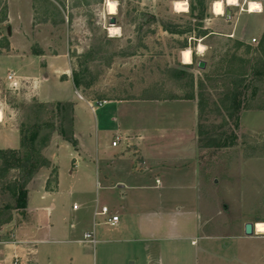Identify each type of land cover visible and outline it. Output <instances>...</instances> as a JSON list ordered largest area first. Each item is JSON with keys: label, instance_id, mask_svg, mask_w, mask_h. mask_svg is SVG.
<instances>
[{"label": "rangeland", "instance_id": "1", "mask_svg": "<svg viewBox=\"0 0 264 264\" xmlns=\"http://www.w3.org/2000/svg\"><path fill=\"white\" fill-rule=\"evenodd\" d=\"M211 3L187 0L188 11L176 13L173 0H118L117 14L106 22L116 19L121 35L109 38L99 16L103 0H0V101L12 110L2 119L12 129L0 132V150H19L21 130L32 125L42 126L40 140L49 138L41 151L50 163L43 173L49 169L53 194L42 198L37 180L28 197L30 207L49 212V228L38 235L44 240L38 264H159L174 245L180 247L173 257L178 264H264V235L244 234L245 224L264 223V108L243 112L238 130L224 126L236 136L232 148L202 149L198 122L200 93L215 97L230 78L248 75L263 38L264 12L231 7L226 21L212 14ZM191 6L201 23L188 17ZM166 24L193 31L169 34ZM201 29L210 34L199 39L206 50L193 52L192 68H182L180 52L195 49L191 37L199 38ZM87 54L94 60L87 62ZM86 65L95 82L76 90L63 76L72 79ZM174 70L183 79L174 78ZM13 73L27 78L23 88L8 87ZM32 78L40 80L34 95ZM173 93L192 98L171 101ZM100 101L135 104L118 114L114 105L99 107ZM56 102L72 103L73 112ZM258 103L264 107V84ZM193 110L196 127L187 118ZM212 118L215 137L223 117L215 112ZM124 130L133 133L129 145L141 149L139 156L122 140L112 147L125 138ZM0 206L13 207V197L1 189ZM102 207L119 217L116 227L106 224L109 216L94 225ZM87 233L95 234V245L83 244ZM9 236L1 233L0 240Z\"/></svg>", "mask_w": 264, "mask_h": 264}, {"label": "trees", "instance_id": "2", "mask_svg": "<svg viewBox=\"0 0 264 264\" xmlns=\"http://www.w3.org/2000/svg\"><path fill=\"white\" fill-rule=\"evenodd\" d=\"M189 11L190 14L188 17L190 20L201 23L203 16H195L192 6ZM164 31L169 34L188 35L191 34L193 30L189 27L182 31L180 28L178 29L177 27L166 24L164 25ZM209 35V33L201 29L197 32V37H199L197 39L201 40L203 38H208ZM255 53L257 54L255 63L250 66V71L247 76L230 78L228 89L217 93L215 95L216 98L208 91L200 93L198 122L199 129L202 130L200 131L202 136V141L200 140V142L203 143L201 145L202 149L208 148L211 151L214 149L232 148L236 146L238 144L235 140L236 136H230L229 133L222 130L225 128L224 126L233 129L236 128V130H238L239 120L243 112L263 110L264 107L258 103V99L261 95V86L264 84V34L261 43L255 49ZM83 58H88L86 60L88 62V60H94L95 55L87 54L84 55ZM191 66L192 65H181L182 68L186 69H191ZM172 72L174 78L183 79L181 75L184 73H178V71L175 70ZM189 74L192 80V74ZM72 82L76 90H80L81 88L86 89L93 85L95 77L90 73V69L86 65V67L80 69V71L78 70L73 73ZM191 98L192 95L173 93L169 99L174 101ZM56 105L57 107H63V109L70 107L73 112L72 103L56 102ZM215 112L223 117V120L221 125L217 127L216 136L214 137L210 135L212 131L211 127L209 128L208 125L213 123L212 114ZM42 129L40 125H32L24 131L21 130L20 150H0V189L2 192H7L13 197V207L0 206V231L4 225L14 220V216H17V219H15L17 223L20 222V219L26 218V209L28 205L27 186L41 168L48 167L50 164L49 160L42 157L41 148L47 144L49 139H39V134ZM60 134H65L63 129L60 130ZM63 136L74 148L77 147L75 139L71 136ZM204 154L202 153L201 158L206 156V154L205 156ZM4 177L5 180H2ZM54 180V183H56L57 177L54 178ZM48 183H50V181H48ZM12 211H14V215L10 213Z\"/></svg>", "mask_w": 264, "mask_h": 264}, {"label": "crops", "instance_id": "3", "mask_svg": "<svg viewBox=\"0 0 264 264\" xmlns=\"http://www.w3.org/2000/svg\"><path fill=\"white\" fill-rule=\"evenodd\" d=\"M258 14V13H256ZM189 65V64H188ZM67 74L68 71H67ZM63 79L70 80L72 82V79L69 77V75H64ZM135 103L132 102H127V101H116V102H110L107 105H114L116 108V111L118 114H122V111H129L132 106H134ZM150 105V104H149ZM136 106V105H135ZM144 106V105H143ZM144 111V108L142 107V110ZM140 111V112H141ZM143 114V115H142ZM188 117L191 119V123L195 126L196 124V117L194 110L192 113H188ZM142 116H147L146 113L141 112ZM157 117H161L163 113L156 114ZM155 115V116H156ZM179 116V114H177ZM182 118V116L180 115ZM183 117L186 118V115H183ZM7 129H12L10 127H7L3 124V121L0 122V132L7 130ZM130 130H124L123 134L124 137H118L120 138V141L126 142V146L129 149L130 147L134 150V152L139 156L141 149L136 147L134 145H129V142L132 140L133 133ZM130 135V136H129ZM196 141V140H195ZM113 143V142H112ZM119 144L116 147L113 148H118ZM10 150V149H9ZM12 150V149H11ZM20 150V149H19ZM145 164V162H142ZM45 168H41L32 178L30 183L27 186L28 190V197H30V189L33 184H36L38 180V185L39 189L41 190L42 198H47L48 195L53 194L52 192L54 189L51 187H48L50 183L49 181V169L46 168L48 171L47 173H43ZM157 181V179H156ZM155 181V189H159L161 186V183L158 185L156 184ZM159 181V180H158ZM57 184L54 183V185ZM121 188V187H120ZM52 191V192H51ZM54 199H51V201ZM48 209H42V208H32L29 205V199H28V205L26 209V218L20 219V222L17 223L15 219H17V216H14V220L10 222L9 224L4 225L1 228L0 234L5 233V232H10L9 238H3L0 240V264H38L37 256H38V245L40 243L44 242V240H40L38 238L39 233L41 230L46 227L49 228V222L46 220V218H49V212L47 211ZM46 216V217H45ZM174 228H177V226H174ZM174 234L176 235L178 231H173ZM179 238L176 236L175 240H178ZM83 244L87 245L83 241ZM90 245V244H89ZM191 245L195 246L197 245L196 240L191 241ZM176 246V247H175ZM174 248L170 247L168 250V254L164 253L163 259L160 260L159 264H178L177 260L174 259L173 257H177V251L179 250V245H174ZM174 251V253H172Z\"/></svg>", "mask_w": 264, "mask_h": 264}, {"label": "clouds", "instance_id": "4", "mask_svg": "<svg viewBox=\"0 0 264 264\" xmlns=\"http://www.w3.org/2000/svg\"><path fill=\"white\" fill-rule=\"evenodd\" d=\"M245 4L247 5L245 9ZM225 5L229 7H239L241 12L245 10L251 14L264 12V0H212L211 3V11L214 16H222L224 14ZM173 10L176 13L187 12L188 4L187 0H173L172 4ZM118 8V0H103L102 10L99 12L100 21L102 23V27L106 28L107 35L109 38L119 37L121 35V29L116 25H109L106 22L107 16H115L117 14ZM191 39L196 40V47L193 49L192 47H188L186 49L181 50L180 57L182 64H192V55L193 52L197 56H202L206 50V46H204L199 39L195 36L191 37ZM9 84L8 87L10 89H19L23 88L24 84L21 83V80H26V77H17L13 73L7 77ZM40 88V80L38 78H32L31 80V93L34 95L38 92ZM26 100L30 99V97L26 96ZM5 111L9 112V115H12V110H10L7 104L3 101H0V120L4 119ZM255 230L258 233H264V223L257 222L255 224Z\"/></svg>", "mask_w": 264, "mask_h": 264}, {"label": "built area", "instance_id": "5", "mask_svg": "<svg viewBox=\"0 0 264 264\" xmlns=\"http://www.w3.org/2000/svg\"><path fill=\"white\" fill-rule=\"evenodd\" d=\"M253 42H255V40H253ZM12 75V74H11ZM8 80V79H7ZM96 104L99 106V107H102L104 105L107 104L106 101H102V102H96ZM92 107V106H91ZM92 109H94V107H92ZM120 141V138H116V141H114L112 143V146L113 147H116L117 146V142ZM160 182L157 180L156 181V184L158 185ZM73 209H77V206H73ZM109 210L106 208V207H102L99 211H95L94 212V225H96V220H97V217H107V221H106V224L109 225L110 227H116L119 223H120V219L118 216L116 215H109ZM84 242L87 243V244H90V245H95L96 244V240H95V234L94 233H87L84 235Z\"/></svg>", "mask_w": 264, "mask_h": 264}, {"label": "water", "instance_id": "6", "mask_svg": "<svg viewBox=\"0 0 264 264\" xmlns=\"http://www.w3.org/2000/svg\"><path fill=\"white\" fill-rule=\"evenodd\" d=\"M224 16L226 21H230L232 18V10L230 9V7H226L224 9ZM116 24V19L111 18L110 19V25H115ZM206 64L203 61H200L197 65L198 69L200 70H204L205 69ZM224 210H227V207L224 206ZM244 234L247 237H250L254 234V225L252 223H247L244 225Z\"/></svg>", "mask_w": 264, "mask_h": 264}, {"label": "bare ground", "instance_id": "7", "mask_svg": "<svg viewBox=\"0 0 264 264\" xmlns=\"http://www.w3.org/2000/svg\"><path fill=\"white\" fill-rule=\"evenodd\" d=\"M225 7H229V6H227V5H225ZM238 7V6H237ZM231 8V7H230ZM225 9V8H224ZM180 13H184V12H180ZM248 13V12H247ZM262 13V12H261ZM251 14H256L255 12H253V13H251ZM224 15V14H223ZM188 65V64H187ZM2 120H0V122H1ZM254 230H255V226H254ZM255 232H256V230H255ZM257 234H263L264 235V233H258V232H256Z\"/></svg>", "mask_w": 264, "mask_h": 264}]
</instances>
